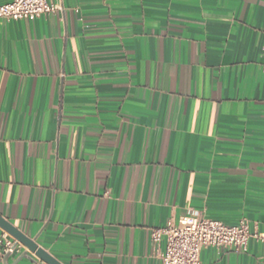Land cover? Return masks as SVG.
Returning a JSON list of instances; mask_svg holds the SVG:
<instances>
[{
  "label": "crops",
  "instance_id": "crops-1",
  "mask_svg": "<svg viewBox=\"0 0 264 264\" xmlns=\"http://www.w3.org/2000/svg\"><path fill=\"white\" fill-rule=\"evenodd\" d=\"M53 2L0 19V215L62 264H161L189 214L263 234L264 0Z\"/></svg>",
  "mask_w": 264,
  "mask_h": 264
},
{
  "label": "built area",
  "instance_id": "built-area-1",
  "mask_svg": "<svg viewBox=\"0 0 264 264\" xmlns=\"http://www.w3.org/2000/svg\"><path fill=\"white\" fill-rule=\"evenodd\" d=\"M59 6L53 0H11L0 4V19L34 20L53 14ZM264 51V48H263ZM152 241L160 253L161 264H204L201 253L204 249H228L245 252L251 239L258 240L264 247V233L252 234L247 220L230 226L219 220L189 214L177 222L171 220L163 228L151 231ZM0 245L4 254L16 253L21 245L7 233Z\"/></svg>",
  "mask_w": 264,
  "mask_h": 264
},
{
  "label": "water",
  "instance_id": "water-1",
  "mask_svg": "<svg viewBox=\"0 0 264 264\" xmlns=\"http://www.w3.org/2000/svg\"><path fill=\"white\" fill-rule=\"evenodd\" d=\"M0 228L42 262L46 264H62L58 259L48 253L44 248L40 247L38 243L16 228L1 215ZM9 256L10 254H7L6 258ZM24 257H27V254H25Z\"/></svg>",
  "mask_w": 264,
  "mask_h": 264
}]
</instances>
